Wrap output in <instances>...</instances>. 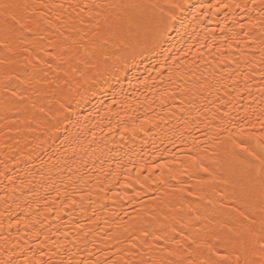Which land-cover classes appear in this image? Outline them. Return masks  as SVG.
I'll use <instances>...</instances> for the list:
<instances>
[{"label":"snow or ice","instance_id":"6c2138e0","mask_svg":"<svg viewBox=\"0 0 264 264\" xmlns=\"http://www.w3.org/2000/svg\"><path fill=\"white\" fill-rule=\"evenodd\" d=\"M0 166V264H264V0H0Z\"/></svg>","mask_w":264,"mask_h":264},{"label":"bare ground","instance_id":"6f19581e","mask_svg":"<svg viewBox=\"0 0 264 264\" xmlns=\"http://www.w3.org/2000/svg\"><path fill=\"white\" fill-rule=\"evenodd\" d=\"M257 2H258V0H257ZM241 15L244 16V18L241 19L240 22L247 25V18H246L247 14H241ZM251 15L253 17H255L256 13L253 12V13H251ZM231 22H232V16L230 14H228L227 12H221V13H217L215 17L206 18L205 23H201V24H199V26L193 25V27L196 29L197 32H200L201 35H203V31H202L203 29L217 28L216 36L219 37L221 35V33L219 32V27H223L225 24H227L229 27H231L232 26ZM189 31H191V29ZM140 70H141V72L143 71V66H141ZM124 87L127 89V82L126 81L124 82ZM140 91H143L142 87L140 88ZM137 94L139 95V92ZM141 99H143V97H141ZM98 135H100V134L98 133ZM117 139H119V137H117ZM126 141L127 142L124 144V147L122 149H120V152L118 153L116 158L111 161L113 167H115V163L117 160H122L123 164L125 165V167L121 169L122 174L120 175L119 180L114 183V188L116 191L121 190V186L125 181V176H126L128 170H131V172L134 176L135 172H136L135 165L141 163L142 161H150L151 163H156L157 161H159L160 163H163L165 160H172L175 158L173 155H167V154H165L163 156V158H161L160 155H157L154 157L152 155V153L154 151L153 142L151 139L144 136L143 133L137 134V136L134 140L131 139V135L129 134V136L126 137ZM100 147L103 149V151L107 152L108 147H112V145H109L108 147H104V145L101 144ZM155 147L159 148L161 150L167 149V150H170V152L174 153L175 155H180L177 148L172 147V145H170V144L167 146L160 144L158 139L156 141ZM0 181L7 183V181L4 180V173L2 171V166H0ZM173 183H174V181H173ZM136 187L138 188L139 186L136 185ZM157 187L161 188V194L165 191V189L161 185L154 183L153 189H155ZM128 191L131 192V189H129ZM153 194H155V193H153ZM109 195H111V192L109 193ZM145 199H147V197H145ZM108 203L111 204V201L109 200ZM137 206H139V205H137ZM125 208H127L129 211H131V209L128 207V205L126 203H125ZM13 209L15 212L16 211L15 206H13ZM2 210L3 209L0 208V211H2ZM124 218L127 219V217H124ZM101 223H102V221H101Z\"/></svg>","mask_w":264,"mask_h":264}]
</instances>
